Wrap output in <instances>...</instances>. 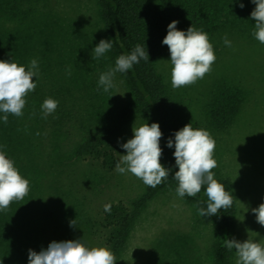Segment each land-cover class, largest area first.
I'll list each match as a JSON object with an SVG mask.
<instances>
[{
  "label": "trees",
  "instance_id": "obj_1",
  "mask_svg": "<svg viewBox=\"0 0 264 264\" xmlns=\"http://www.w3.org/2000/svg\"><path fill=\"white\" fill-rule=\"evenodd\" d=\"M242 2L243 8L231 0H98L101 36L112 39L113 46L103 57L92 59L84 39L80 43L84 47L75 50L73 41L81 32L68 29L47 0H0V59L12 55L27 65L36 58L39 67L36 87L25 98L23 115L9 113L7 123L0 122V144L6 146L15 166L29 180L23 199L0 210V264H28L29 248L39 251L52 240L82 236L94 241V235L112 249L114 264L119 262L142 208L160 193L176 189L177 181L172 177L176 170L174 147H166V140L191 120L194 128H205L218 143L226 142L237 129L247 99L244 84L219 71L206 82L202 105L195 110L183 86L174 89L160 70L161 61L170 56L168 46L161 43L166 26L177 19L179 29H187L191 23L202 28L209 34L216 57L236 40L264 48L253 36L255 21L250 12L255 5L251 0ZM224 38L231 44L225 45ZM137 43H146L150 60L141 59L126 72L115 73L126 90V99L118 106L114 88L103 91L97 86L98 77ZM46 97L59 103L45 117L40 105ZM135 114L143 115L149 124L159 122L161 157L172 172L155 187L146 186L129 205L110 203V211L103 206L99 218L93 219L82 210L83 201L75 194L72 198L70 180L60 183L69 175L64 173L65 167L72 161L92 160L104 170L113 169L119 161L117 140ZM218 170H214V178L232 192L233 203L208 216L214 236L212 262L234 264L235 250H228L224 240L234 236L237 201L229 177ZM183 199L199 208L207 206L204 186L196 196L185 195ZM72 219L74 226L69 225ZM87 245L92 247V243ZM175 263L161 254L144 264Z\"/></svg>",
  "mask_w": 264,
  "mask_h": 264
},
{
  "label": "rangeland",
  "instance_id": "obj_2",
  "mask_svg": "<svg viewBox=\"0 0 264 264\" xmlns=\"http://www.w3.org/2000/svg\"><path fill=\"white\" fill-rule=\"evenodd\" d=\"M47 4L53 6L59 16L63 17L62 21L68 25V29L73 28L81 32L74 38L73 43L77 47L75 50L84 46L85 50H92L102 38V18L98 0H47ZM82 39L84 46L80 45ZM160 64V70L171 83L170 61L164 60ZM219 71L244 84L247 88V99L237 129L232 131L226 142L223 140L218 143L215 140L213 155L217 165L213 172L219 169L218 171L227 175L231 182L237 201L235 238L244 240L249 234L257 240L264 239V226L257 222L255 213L251 211L264 202L263 46L236 40L225 53L216 57L210 70L202 78L183 85L184 93L195 102L192 104L195 110L202 105L201 99L204 95L201 93L206 87V82ZM113 83L114 92H119H113L115 102L119 106L126 99V90L121 78L116 74ZM145 121L143 115L135 114L123 126L119 143L118 140L116 143L119 160L126 153L120 143L133 135V127ZM160 161L165 165L162 157ZM64 173L69 175L63 176L60 183L70 180L72 198H75L74 194L78 196L80 199L77 200L83 201L80 203L82 210L93 219L99 218L98 214L106 204L120 202L129 205L147 186L130 172L118 173L115 167L104 170L92 160L72 161L67 164ZM198 208L186 203L183 197L176 196L174 189L154 197L139 212L117 264H144L161 254L176 260L175 264H213L210 249L214 240L212 227L208 216L202 217L197 211ZM93 239L94 241H85L92 243L91 246L103 245L97 236L94 235ZM235 259L234 252V262ZM164 261L169 262L168 259Z\"/></svg>",
  "mask_w": 264,
  "mask_h": 264
},
{
  "label": "clouds",
  "instance_id": "obj_3",
  "mask_svg": "<svg viewBox=\"0 0 264 264\" xmlns=\"http://www.w3.org/2000/svg\"><path fill=\"white\" fill-rule=\"evenodd\" d=\"M243 8L242 0H231ZM255 7L250 12L254 18L253 36L264 43V0H251ZM178 20L167 24L166 35L161 43L168 46L171 63V85L173 88L195 82L202 78L216 59L209 34L202 28L191 25L187 29L177 28ZM224 44L231 41L224 38ZM113 46L112 39L101 38L92 49V59L103 57ZM149 59L146 43H137L128 53H121L115 59V65L101 72L97 86L107 92L114 87L113 77L116 72L124 73L134 64ZM39 75L38 61L32 58L27 65L19 63L12 55L0 59V122L7 123L8 114L23 115L27 93L36 87L35 79ZM119 93V92H114ZM113 93V94H114ZM123 94V93H121ZM59 101L46 97L40 105L41 115L47 116L56 110ZM190 110V109H189ZM133 135L120 147L126 153L115 165L118 173L130 172L143 183L155 187L167 179L172 172L160 161L162 147L160 138L163 135L159 122H144L132 129ZM119 143V139H118ZM215 139L209 130L194 128L191 120L175 130L167 140L166 147L173 148L176 170L172 177L177 181L175 194L178 197L196 196L204 186L207 196L206 208H198L204 216L218 214V210L229 208L233 203V194L225 189L222 182L214 178L213 168L217 161L214 158ZM29 191V180L24 177L8 155L6 146L0 144V210L8 207L13 200H21ZM110 211V205L104 206ZM257 222L264 226V202L251 209ZM244 219V216H243ZM243 219H240L241 221ZM76 225L75 219L69 221ZM256 233V232H255ZM257 234V233H256ZM228 250H235L234 264H264V239L257 240L248 234L247 239L238 240L235 236L224 240ZM134 249V248H133ZM116 258L107 245L89 247L83 236L75 239L52 240L47 247L39 251L28 249V264H114Z\"/></svg>",
  "mask_w": 264,
  "mask_h": 264
}]
</instances>
